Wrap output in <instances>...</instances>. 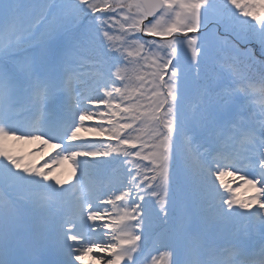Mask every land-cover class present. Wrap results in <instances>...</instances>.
I'll return each mask as SVG.
<instances>
[{
  "label": "snow or ice",
  "instance_id": "obj_1",
  "mask_svg": "<svg viewBox=\"0 0 264 264\" xmlns=\"http://www.w3.org/2000/svg\"><path fill=\"white\" fill-rule=\"evenodd\" d=\"M249 44L264 0H0V264H264Z\"/></svg>",
  "mask_w": 264,
  "mask_h": 264
},
{
  "label": "rangeland",
  "instance_id": "obj_2",
  "mask_svg": "<svg viewBox=\"0 0 264 264\" xmlns=\"http://www.w3.org/2000/svg\"><path fill=\"white\" fill-rule=\"evenodd\" d=\"M182 59H185L186 60L185 62L187 63L186 65H188V62H189L188 57H186V56L181 57V63H182V65H184V63L182 62ZM186 65H184V66H186ZM86 125L91 127L94 125V122H86ZM85 138L89 139V140L97 139L96 137L88 136L87 134H85ZM36 147H37L36 145H22L21 150L22 151H31L33 153L34 158H36L39 163L46 162L47 156H44L43 159H41L40 157H41L42 153H38L36 151ZM43 151L48 152L49 154L52 153V150L49 148H45V149H43ZM69 171H71L70 162H67V161L62 162L60 165L54 166L52 168L53 174L60 175L61 178H64ZM106 178H111V179L115 180V178L111 175V173H109V177H106ZM73 180H75V176H73ZM69 183H71V181ZM248 194L249 193H243V195H248ZM57 201H60V202H57ZM61 203H62L61 199L55 200L53 202V204L51 205L50 212L55 214L56 212L60 211L63 207V205ZM238 222L242 223L243 218H238ZM261 242H262V240H261L260 231H259V229H256L252 233V237H251V240L249 241V244L258 246ZM143 261H144L143 255L137 258V264H143Z\"/></svg>",
  "mask_w": 264,
  "mask_h": 264
},
{
  "label": "trees",
  "instance_id": "obj_3",
  "mask_svg": "<svg viewBox=\"0 0 264 264\" xmlns=\"http://www.w3.org/2000/svg\"><path fill=\"white\" fill-rule=\"evenodd\" d=\"M223 33H224V31H221V34L223 35ZM227 36H228V38L231 40V41H233V37L230 35V34H226ZM248 49H249V52L251 53V55H252V58H253V60L254 61H256V63H254V64H251V68H250V73L252 74V75H254V73H256L257 71L253 68V66L255 65V66H257V67H259V65L257 64L258 62H259V60H262V59H264V54H262V52H261V50H260V48H259V46L258 45H255V44H249L248 46ZM240 48H241V51H243L244 52V46L243 45H240ZM243 52H241V53H243ZM240 61H241V65L243 66V65H245V64H250L251 62L247 59V57L246 56H244L243 54H241V56H240ZM260 75H264V74H261V73H259ZM258 77H260V76H258ZM250 79H252V78H250Z\"/></svg>",
  "mask_w": 264,
  "mask_h": 264
}]
</instances>
